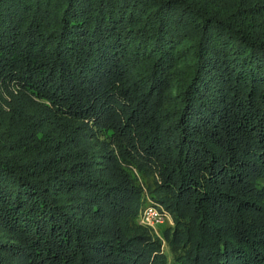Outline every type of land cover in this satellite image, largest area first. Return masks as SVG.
<instances>
[{"label": "trees", "instance_id": "1", "mask_svg": "<svg viewBox=\"0 0 264 264\" xmlns=\"http://www.w3.org/2000/svg\"><path fill=\"white\" fill-rule=\"evenodd\" d=\"M0 264H264V0H0Z\"/></svg>", "mask_w": 264, "mask_h": 264}, {"label": "rangeland", "instance_id": "2", "mask_svg": "<svg viewBox=\"0 0 264 264\" xmlns=\"http://www.w3.org/2000/svg\"><path fill=\"white\" fill-rule=\"evenodd\" d=\"M132 172L135 180L137 181V184L140 186L141 190L143 191V196H144L143 208L146 207L147 205L154 204L155 201H153L150 197V192L153 185L152 181L144 177L136 170H133ZM157 205L160 204L158 203ZM160 206L164 209V212H166L169 215V219H167L164 224L151 226V225L142 224L140 220L136 224L140 228V231H145L150 235L152 239L161 241L162 244L164 245L163 247L164 250L168 245V240H170V238L173 236L172 232H173V228L175 227L176 220L174 219V216L165 209V207H163L162 205ZM163 250L161 251L162 253Z\"/></svg>", "mask_w": 264, "mask_h": 264}, {"label": "built area", "instance_id": "3", "mask_svg": "<svg viewBox=\"0 0 264 264\" xmlns=\"http://www.w3.org/2000/svg\"><path fill=\"white\" fill-rule=\"evenodd\" d=\"M169 219V215L157 204L147 205L140 214V222L145 225H162Z\"/></svg>", "mask_w": 264, "mask_h": 264}]
</instances>
